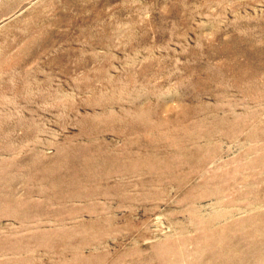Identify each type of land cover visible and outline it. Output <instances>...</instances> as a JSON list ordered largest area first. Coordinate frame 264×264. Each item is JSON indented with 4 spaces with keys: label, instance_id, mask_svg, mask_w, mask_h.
<instances>
[{
    "label": "rangeland",
    "instance_id": "rangeland-1",
    "mask_svg": "<svg viewBox=\"0 0 264 264\" xmlns=\"http://www.w3.org/2000/svg\"><path fill=\"white\" fill-rule=\"evenodd\" d=\"M0 264H264V0H0Z\"/></svg>",
    "mask_w": 264,
    "mask_h": 264
}]
</instances>
